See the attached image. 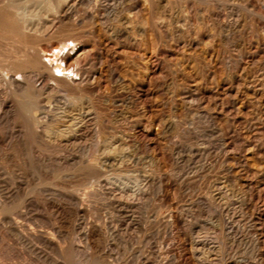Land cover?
Instances as JSON below:
<instances>
[{
    "label": "rangeland",
    "instance_id": "374dc122",
    "mask_svg": "<svg viewBox=\"0 0 264 264\" xmlns=\"http://www.w3.org/2000/svg\"><path fill=\"white\" fill-rule=\"evenodd\" d=\"M173 1H166L167 4H159L156 0L129 1L130 5L137 8L134 14L132 12L133 18L135 14L136 17L129 24H120L118 33H106L99 23L82 19L81 24L80 21L74 24L67 22L62 29H56L59 32H54L55 27L51 24H46L47 28L43 25L37 36L41 38L43 47L51 44L50 47H56L64 39L68 41L78 37L74 42L81 43L77 45L79 47L73 58L70 57L69 67L75 68L77 65L84 73H89L91 68L96 72L93 75L94 81L91 79L90 82L83 83L85 86L82 85L81 89L94 102L97 101L95 104L105 119L106 130L115 135L116 132L119 136L121 134V138L127 140L128 145L131 144L129 148L132 153L126 157L131 160L128 161L129 164H136L135 167H139V170L154 171L153 168L158 164H163L162 167L166 169V172L155 173L149 178V185H152L148 192L150 196L147 193L137 199L138 207L134 211L136 221L127 226L128 233L125 232L123 240L119 239L117 247L113 248L117 260L114 264H139L144 256L155 257L152 252L162 246V252L170 254L169 262H172L168 264H199L185 230L174 226L170 232L167 228V220L173 213L180 214L182 220L189 224L199 225L200 233H206L205 236L214 232V220L218 221L220 218L222 223L224 220L231 226L236 218L239 219V228H230L231 234L236 237L227 248L232 251L230 255L234 253L235 256L228 261L233 259L238 264H264V0H226V3L224 0H209L212 2L208 3L200 0ZM231 2H235V5ZM176 9H182L180 16L176 15ZM85 28L87 29L84 30ZM65 30H68L69 35L63 33ZM177 33L181 39H178ZM51 35L55 37V41ZM132 38L138 39V43ZM51 84V80H42L38 83V89L42 90ZM0 87L1 96L3 86ZM57 98L55 96L52 100ZM43 110L47 111V107ZM115 113H121L124 122L112 123ZM123 117H126L127 122ZM44 118L45 114H40V119ZM96 184L98 183L94 185ZM212 186L216 188L212 189ZM220 186L234 192L233 207L228 214L222 205L214 208L208 203L210 198L217 196ZM46 187L51 192L57 191L52 185ZM38 195L41 196L36 192L35 196ZM102 200L93 204L96 209L90 215L91 219L96 221L97 217H103L111 224L112 208L107 200ZM193 203L197 205L196 212L190 210ZM118 220H114V224L126 227V218ZM0 243H3L0 246V264L6 261L5 264L38 262L36 253L11 247L1 239ZM159 260L154 264H159Z\"/></svg>",
    "mask_w": 264,
    "mask_h": 264
},
{
    "label": "bare ground",
    "instance_id": "6f19581e",
    "mask_svg": "<svg viewBox=\"0 0 264 264\" xmlns=\"http://www.w3.org/2000/svg\"><path fill=\"white\" fill-rule=\"evenodd\" d=\"M129 1L131 2V0H0V86H3L0 96V143H2L0 144V239L1 241H7L11 247L16 246L28 250V252L36 253L38 262L32 260L36 264H114V261L117 260H115L113 248L117 247L119 239L123 240L127 226L136 221L134 211L138 207L137 199L151 191L149 189L152 185H149L151 183L149 178L155 173L166 170L162 167L163 164L162 166L158 164L155 169L153 168L154 171H149L147 168V170H141V168L139 170V167H135L136 164L135 166L131 165L132 162L129 164L131 160H127L126 157L132 153V151L130 153L129 148L131 144L128 145V141L122 139L120 133L119 136L116 132V135H118L116 136L115 133L106 130L105 119L100 115L95 104L97 101L94 102L87 93H83L84 89H81L83 83L90 82L91 79L94 81L93 75L96 72L91 68L92 70L89 73H84L82 68H77V65H74L75 68L69 67L68 61L70 57L76 54L77 47H79L77 45L81 43L76 44L74 42L78 37L70 40L69 36L68 41H65V39L64 42L60 41L61 43L56 47L55 45L50 47L52 44L43 47L41 38L37 37L43 25L51 24L55 27V32L56 29L59 30L62 29V26H66L67 22H73L74 24L80 21L81 24L82 19H88L91 23H99L106 33L114 34L120 24H129L136 17L135 14L133 18L132 12L134 14V10L137 8L133 4L130 5ZM156 1L159 4H167L166 1L170 0ZM200 1L208 3L209 0ZM233 4L235 5V2ZM150 6L152 7V4ZM81 10L83 12H80ZM176 10V15L180 16L182 9ZM153 17L155 16L153 15ZM190 24L192 23L190 22ZM73 27L75 28V26ZM68 30L63 33L69 35ZM77 30L79 29L77 28ZM212 31L214 32V30ZM62 36L67 38L64 37L65 35ZM52 38L55 37L52 36ZM132 39L138 43V39ZM56 42L58 43V40ZM42 80H51L52 84L40 90L41 88L38 89V83ZM55 96H58V98L54 101L52 98ZM46 102H49V104L47 105ZM45 107H47V111L43 110ZM43 113L45 118L40 119V114ZM114 115L112 119L110 117L112 123L116 124L123 121L121 113L117 115L115 113ZM95 183L98 184L95 186ZM49 185L57 188L55 189L57 191L51 192V189L46 187ZM213 188L216 187L212 186ZM218 190L217 196L210 198L208 203L214 208L222 205L226 209V214H228L230 208L233 207L232 197L234 192L231 193L232 190L229 191L224 186H220ZM36 192H39L41 196H35ZM100 199L107 200L112 208V217L110 216L113 220L112 223L114 224V220L123 217L128 220L125 222L127 225L123 223L126 227L116 225L118 223L112 225L103 217H97L98 220L96 221L91 219V214L96 209L93 204H96ZM196 207L197 205L193 203L190 210L196 212ZM238 207L240 208V206ZM203 209L206 210V208ZM239 213L241 214L240 211ZM225 216L222 215V217ZM182 218L180 214H171L167 220V228L170 232L173 231L174 226H180L181 229L185 230L191 241L193 254L197 257L199 264H217V262L219 264H238L233 259L228 261L229 258H234L235 254L230 255L232 251H228L227 245L236 237L235 235L233 237L230 228H239V219L236 218L235 223L229 226V223L226 224L224 220L222 223L219 216H217L218 221L214 220L216 223H213L216 224V230L214 229L210 236H205L206 233H202L203 236L200 233L201 229L198 228L199 225L189 224ZM217 218L214 219L217 220ZM224 223L229 227L225 226ZM183 234L185 233L183 232ZM207 235H209L208 232ZM1 244L3 245V243H0V246ZM162 247L154 249L152 255L155 257L144 256L139 264H154L157 259H160L159 264H168L170 254L168 253V255L166 251H163L164 254ZM12 250L14 249L12 248ZM233 250L235 252V249ZM238 251L240 252V250ZM235 253L237 254V252ZM194 255L191 254L195 257ZM3 261L6 260L3 258ZM170 262L172 261L170 260Z\"/></svg>",
    "mask_w": 264,
    "mask_h": 264
}]
</instances>
